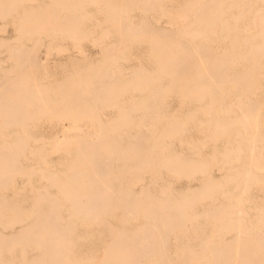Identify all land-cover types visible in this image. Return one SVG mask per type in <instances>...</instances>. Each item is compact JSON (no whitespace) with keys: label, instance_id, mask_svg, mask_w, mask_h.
Masks as SVG:
<instances>
[{"label":"bare ground","instance_id":"6f19581e","mask_svg":"<svg viewBox=\"0 0 264 264\" xmlns=\"http://www.w3.org/2000/svg\"><path fill=\"white\" fill-rule=\"evenodd\" d=\"M21 1L0 0L15 34L0 52V264H264V155L255 144L264 140V0H122L127 14L111 5L110 24L105 15L109 25L98 24L114 38L94 42L114 69L85 64L63 79L26 74L40 65L42 41L26 49L20 35L62 13L82 18H61L79 30L82 0L45 4V20L31 6L20 17ZM102 107L117 109L113 122H101ZM55 109L68 126L38 133L37 117ZM242 127L253 133L248 150L237 140L227 149L235 157L227 153L248 163L215 176L212 152L243 137ZM198 141L213 151L195 157Z\"/></svg>","mask_w":264,"mask_h":264},{"label":"rangeland","instance_id":"374dc122","mask_svg":"<svg viewBox=\"0 0 264 264\" xmlns=\"http://www.w3.org/2000/svg\"><path fill=\"white\" fill-rule=\"evenodd\" d=\"M28 1V2H27ZM66 1V0H65ZM65 1H64V3H65ZM67 1H69V0H67ZM77 1L78 0H74V1H69V5L68 6H70V5H73L72 3L73 2H76L77 3ZM83 1V0H82ZM81 1V3H80V1H78V6H80L79 5V3L81 4V7H79V8H81L82 10H81V14H84V19H83V23L84 24H86V25H84L82 22L81 23H79V30H74V29H76V28H74V27H71V28H74V29H72V31H76V32H79V34L81 33V35L79 36V38L82 36V33H83V31L85 32H89V34H87L86 32V39H84V37L82 38V39H84V40H81V38L79 39L77 36H73L74 34H76L77 35V33H72V34H70L69 36H68V34L70 33V31H71V28L69 27V25L71 26L73 23L75 24V21L74 20H76V19H74V18H67L65 15V17L68 19H65L64 17H62V15L63 14H65V13H62L61 15H60V17L61 18H64L65 19V21L67 20V21H70L67 25H68V27H69V30L68 31H66L65 32V30H67V25L65 24L64 26H65V28L63 27V21H62V19L61 18H59V16H51V15H53L52 13L51 14H49L50 12H48V14H49V16H51V17H49V16H47V17H49V21H51L50 23V25H48L46 28L47 29H49V27L51 28V27H53V29H55V27L57 28V30H58V27H59V29H60V32L62 31V33H67L66 35L65 34H59V32L58 31H56V29L55 30H53L52 28L51 29H49V34L51 35V37H50V35L49 34H47L46 33V28L45 27H42V28H45V32L43 31V30H41V27H40V25H42L43 23H44V25L46 26V22L44 21L45 20V18L47 19V17H46V15H47V13H46V15L45 14H43L42 12H44L43 10H41V12H40V8H45V4H46V6L47 5H50V3L51 2H53V0L52 1H49V0H40V2H39V0H23V1H21V3H20V17H21V15L23 16V14H21V12H23L22 11V6H25V7H27V8H30V6L31 7H33L32 8V10H34L35 12H39L40 14V16H45V18L43 17V23L39 20L40 19V16L38 15V18L39 19H37V20H39L42 24H40V22L38 21L37 23H39L40 25L38 26L39 28H40V31H39V28L38 27H34L35 29H34V31L35 32H33L32 33V37H30L31 35H23V37L25 38L24 39V41H23V37H22V35H20L21 36V38H20V46H23L24 48L26 47V49H29V48H31L32 49V45L33 44H37V46L39 45L38 43H35L34 41H36V42H41L42 41V43H40V45L41 46H38V49H36V60L37 61H39L40 62V65H38V67L36 68L35 66H31V65H29L28 64V67H30L29 69H31V70H26V71H28V72H26V74H31L33 71H35V74L34 75H36V76H43V75H48L49 77H53L52 75H57L55 78L56 79H63V78H65V77H69V76H72L73 74H75V72H76V70H77V67L78 68H82V69H84L85 67H86V65H92V66H94V64L96 63V64H98V65H100L101 64V66L102 65H104L105 66V64H106V67H107V65H108V67L111 69V68H113L114 69V67H115V64L113 63V60L111 59V62H110V64H112V65H110L109 64V61H110V59H108V58H106L104 61H101V60H103L105 57L103 56V54L100 52V51H98V49H97V46H96V44L94 45V42H95V40L97 39V41H98V43L101 41L100 40V38H99V36L101 35V33H102V36L103 37H101L102 39H104V40H107V41H109V40H112L113 38H114V32H113V29H108V31H107V33H104L105 35H103V32H102V29L100 28L101 26H99L98 24H103L102 26H108L110 23H109V21H111V19L109 20V21H107V16L103 13V12H107V11H109V8H113L114 6L117 8V9H122V7H123V5H125V4H123V2H122V0H105V1H103V0H97V1H99L98 3L94 0V2H92L91 3V0H89L90 2H87L86 0L85 1H83L82 2ZM43 2V3H42ZM72 2V3H71ZM85 2H87L88 4L89 3H91V4H89V6H88V4H87V8H86V5L84 4ZM105 2V3H104ZM37 3L39 4L38 6H36L37 5ZM75 3V4H76ZM95 3H97L96 4V6L94 5H92V4H95ZM115 3H116V5H115ZM44 6H43V5ZM51 4H53V3H51ZM83 4L85 5V6H83ZM28 5H29V7H28ZM66 5V6H67ZM106 5H109L110 7H108V6H106ZM111 5L113 6V7H111ZM67 6V7H68ZM101 6H102V8H101ZM104 6H106V8H104ZM120 6V7H119ZM122 6V7H121ZM50 7V6H49ZM48 8V7H47ZM47 8L45 9V11L47 10ZM83 8H84V10H83ZM86 8V9H85ZM99 8V9H98ZM124 8V7H123ZM37 9H39V11L36 10ZM102 9H103V11H102ZM105 9V10H104ZM120 9V10H121ZM32 10H30L31 12H34V11H32ZM86 10V13L87 14H89V12H87V11H91V13H92V15H88V17H87V14L86 13H83L84 11ZM96 10H99V11H96ZM121 11H123V9L121 10ZM47 12V11H46ZM97 12V13H96ZM45 13V12H44ZM90 13V14H91ZM93 13H94V15H93ZM102 13V14H101ZM109 13H110V11H109ZM109 13H107V14H109ZM123 13H125V11H123ZM122 12H121V14H123ZM30 14V13H29ZM95 14H96V16H95ZM125 14H127V12L125 13ZM31 15V14H30ZM86 15V16H85ZM103 15H105L104 16V19L109 23H103L105 20L103 19ZM32 16V15H31ZM99 16V17H98ZM41 17V18H42ZM69 17V16H68ZM88 18L87 20L85 19V18ZM96 17H98L100 20H98ZM2 18H4V17H2ZM1 18V20H0V46H1V49H0V52H4V50H5V48H7V47H9L11 44H13V43H15L14 41H10V43L8 44H6V42H5V44H4V41H7L8 42V40H10V38H11V40L14 38L13 36L15 35L14 34V30H13V26L10 24V22L9 21H7L5 18H4V20ZM31 18H33V17H31ZM51 18V19H50ZM52 18L54 19V18H57V19H61V21L60 20H52ZM114 17H112V22H114V21H116L117 20V18H114ZM34 19H36L35 17H34ZM71 19V20H70ZM74 19V20H73ZM36 20V21H37ZM79 20V21H78ZM78 20H76V23L78 24V22H80V20L82 21V18L81 19H78ZM92 22H91V21ZM103 20V22H101ZM114 20V21H113ZM47 21V20H46ZM49 21L47 22L48 24H49ZM66 21V22H67ZM72 21H73V23H72ZM97 21V22H96ZM105 21V22H106ZM21 22H22V20H21ZM95 22V23H94ZM99 22V23H98ZM111 22V23H112ZM7 23V24H6ZM34 23V22H33ZM36 23V22H35ZM35 23H34V25H35ZM37 23H36V25H37ZM93 23V24H92ZM1 24H4V25H2L3 26V29H2V26H1ZM21 24V23H20ZM73 24V25H74ZM80 24H81V27H80ZM84 25V27H83V25ZM95 24L97 25V26H95ZM33 25V26H34ZM35 25V26H36ZM43 25V26H44ZM94 25V26H93ZM88 26V27H87ZM61 27V28H60ZM96 27V28H95ZM99 27V28H98ZM63 28L65 29V30H63ZM80 28H84V29H80ZM85 28H87L86 30H85ZM110 28V27H109ZM37 29V30H36ZM50 30H52V31H54V32H50ZM94 30H96L95 32H94ZM112 30V32H111V34H109L110 33V31ZM36 31H37V33L38 34H40L41 35V37H42V39H39L40 38V35H38L37 33H36ZM44 32L45 33V36H43L44 35V33L43 34H41L42 32ZM71 31V32H72ZM5 32V33H4ZM58 32V33H57ZM36 33V34H35ZM91 33V34H90ZM33 34H35V35H33ZM55 35V36H54ZM61 35V36H60ZM63 35H65L64 36V38H63ZM98 35V36H97ZM106 35H109L108 37L106 36ZM111 35V36H110ZM54 36V37H53ZM77 37V39H76V41L74 40V38H72V39H69V38H71V37ZM2 37V38H1ZM8 37H9V39H8ZM26 37H27V39L28 38H30V39H28V41H27V39H26ZM43 37H44V40H43ZM93 37V38H92ZM94 37H96L95 39H94ZM111 37V38H110ZM113 37V38H112ZM38 38V39H37ZM54 38V39H53ZM88 38V39H87ZM3 39V40H2ZM7 39V40H6ZM79 39V40H78ZM91 39H94V40H91ZM1 40H2V42H1ZM14 40V39H13ZM77 40H78V42H77ZM81 40V41H80ZM90 41H92V43H90ZM97 41L95 42V43H97ZM34 42V43H33ZM1 43H3L4 45H2ZM44 43V44H43ZM30 46V47H29ZM32 46V47H31ZM37 46H34L35 48L37 47ZM62 46H64V47H62ZM34 47H33V49H34ZM59 47H60V49H59ZM58 48V49H57ZM32 49V50H33ZM62 49V50H61ZM77 49V50H76ZM78 49H80L79 51H78ZM35 50V49H34ZM40 50V51H39ZM61 50V51H60ZM84 51V52H87L86 53V55H88V54H90L88 57H89V61H92L91 63L89 62V64H88V62H86L87 60H84L83 59V57H85L84 55H83V53H82V51ZM28 52V54H30V51L29 50H27ZM26 53V54H27ZM3 54H6V52L5 53H3ZM25 54V55H26ZM27 54V55H28ZM97 54V55H96ZM39 55H40V57H39ZM72 55V56H71ZM101 55H102V57H101ZM30 56V55H29ZM44 56V57H43ZM71 56V57H70ZM75 57L74 59L72 58V57ZM77 56V57H76ZM66 57H68V58H66ZM78 57H80V58H78ZM92 59H91V58ZM0 58H2V59H5L6 58V55L5 56H1ZM42 58V59H41ZM82 58V59H81ZM54 59V60H53ZM67 59H69V61L67 60ZM70 59H71V62H70ZM73 59V60H72ZM75 59H76V61H75ZM80 59V60H79ZM99 59V60H98ZM64 60V61H63ZM81 60H83L82 61V63H81ZM102 63H101V62ZM107 61V62H106ZM63 62H65V66H64V68H61V65L59 66V64H62ZM66 62H68V64L66 63ZM100 62V63H99ZM69 63H71V64H69ZM84 63V64H83ZM94 63V64H93ZM105 63V64H104ZM68 66H67V65ZM74 64V65H73ZM86 64V65H85ZM95 64V65H96ZM114 64V65H113ZM80 65H82V67L80 66ZM4 66L5 67H8V66H10V62H9V60H7V62H5V64H4ZM74 66V67H73ZM77 66V67H76ZM32 67H34V68H32ZM62 67H63V65H62ZM69 68L68 69V71H67V73H66V68ZM84 67V68H83ZM87 67H89V66H87ZM85 68V70H87L88 71V68ZM39 68V69H38ZM72 68L74 69V68H76V70L74 69V70H72ZM26 69H28V68H26ZM32 69H34L33 71H32ZM38 69V70H37ZM63 70V71H62ZM31 71V72H30ZM36 71H37V73H36ZM55 71V73H53ZM63 72H65V74L63 73ZM69 72H71V74H69ZM74 72V73H73ZM62 73V74H61ZM73 73V74H72ZM29 74V75H30ZM64 75V76H63ZM60 76H61V78H60ZM63 76V77H62ZM32 77H33V73H32ZM59 77V78H58ZM71 78V77H70ZM54 81V78L53 79H51V80H49V81ZM47 84H48V81H46L42 86H47ZM44 86V87H45ZM78 92V91H77ZM79 92H80V90H79ZM67 94H69L68 92H67ZM80 94V93H79ZM63 95L65 96V94L63 93ZM63 96V97H64ZM67 96V95H66ZM81 96V95H80ZM64 100H68V97L66 98L65 97V99ZM264 104V103H263ZM262 104V107H261V104H260V107L262 108V109H260L261 111H262V114H263V116H264V112H263V110H264V105ZM178 106V105H177ZM177 106H175V107H177ZM55 110H57L58 112V114L56 113V111L53 113L52 111H48V112H46V114L48 115H43L44 113H42V115L40 114V113H38V119L40 120L39 122H40V124L42 125V129H39L38 130V133H41V134H43V135H55V134H62V131L61 130H63L62 129V127H64V125L65 126H68V118H70V116L68 115L66 118L64 117L63 118V116L65 115L64 113H63V111H62V113L64 114V115H62L61 114V112H59V111H61V110H58V109H55ZM114 112V113H113ZM52 113L53 114H57V115H52ZM59 113H60V115H62V116H60L59 117ZM113 113V114H112ZM67 114V113H66ZM112 114V115H111ZM50 115V116H49ZM118 115V111H117V109L116 108H112V107H108V108H106V107H102L101 108V116H100V120H101V122L103 121V122H107L108 120L110 121V122H113L112 121V119H116V116ZM37 116V115H36ZM66 116V115H65ZM41 117V118H40ZM113 117V118H112ZM115 117V118H114ZM102 118V119H101ZM110 118V119H109ZM45 119V120H44ZM107 119V121H105ZM51 123H50V122ZM108 121V122H109ZM261 121H263V123L261 124L262 125V129L260 130V132L262 133V134H264V119L263 120H261ZM38 122V123H39ZM66 123V124H65ZM86 124H88V123H86ZM90 124H88V127H90L89 126ZM87 126V125H86ZM244 129H246L245 127L243 128H241V130H240V132H241V136H243V137H239V138H231V139H228V138H226V140L225 139H223L221 142H219L220 144H218L220 147H218L217 149H218V151H217V149L214 151V152H212L213 154V157H216V161L214 160V161H212V162H210V164L209 165H211V163H212V170H213V174L215 175V176H219L220 174H222V172H220L219 170H227L228 168H230V166L231 167H235L236 165H239V166H242L243 164H247L248 163V160L247 159H244V156L241 158V160H242V162H240V161H238V163H236L235 161L234 162H232L233 161V159L232 160H230V158H234L235 157V153H233L232 151V153H230L227 149H232V148H230V145H231V142L232 143H234L235 141H237V140H240L242 143L244 142V144L241 146V150H242V152L244 151V155H245V151H247L248 150V148H247V143L245 142V139L246 138H248L249 136H251V135H253V133H251V132H249L247 129V131H245ZM260 132L258 131V133L260 134ZM55 133V134H54ZM87 133V132H86ZM210 133V132H209ZM250 133V134H249ZM249 135V136H248ZM227 139H228V141H227ZM224 141H226V142H224ZM260 143H259V142ZM227 142H229V143H227ZM200 143H201V141H200ZM259 143V144H258ZM197 144V145H196ZM196 144H195V147L197 148V149H195L196 150V152H198V156H196V155H194L195 157H199V156H201L202 154H205V153H211V151H213L212 150V148L210 147V146H208V145H204L205 143H201V144H203L204 146H202L201 144H199V141H198V143L196 142ZM214 144V143H213ZM212 144V145H213ZM227 144V145H226ZM256 144V150H258V149H260V150H262V152H263V154L261 155V156H263L264 155V150L263 149H261L260 147H262L263 146V144H264V140H257V142L255 143ZM216 144H214L213 145V147L215 146ZM224 145H226V146H224ZM258 146V147H257ZM199 147H203L202 149L201 148H199ZM224 147H228V148H225L226 150L224 151V153H221V152H223V150H224ZM258 148V149H257ZM239 149V148H238ZM202 152V153H200V151ZM241 150H239V151H241ZM195 152V153H196ZM227 152H229L231 155H232V157H229V156H231L230 154H228ZM217 153H221L220 154V156H222V158H221V160H220V156L217 154ZM224 154V155H223ZM192 156H193V154H191ZM218 155V156H217ZM193 156V157H194ZM225 156V157H224ZM219 158V160L221 161V162H219V160H218V158ZM229 157V158H228ZM258 159H256V160H254V162L255 161H257ZM264 160V158H260L259 160H258V162H260L258 165H260L261 163H262V161ZM230 162H232V163H234V164H232L231 165V163ZM228 163V164H227ZM229 163H230V166H229ZM256 163V162H255ZM254 163V164H255ZM253 164V162H252V165H254ZM223 168V169H222ZM227 168V169H226ZM175 186H177L178 187V184H176ZM232 236H233V234H230V237L232 238Z\"/></svg>","mask_w":264,"mask_h":264}]
</instances>
